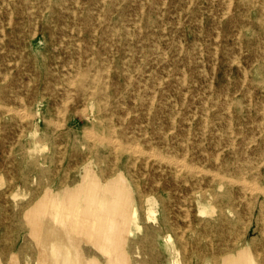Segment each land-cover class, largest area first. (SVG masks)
I'll list each match as a JSON object with an SVG mask.
<instances>
[{
    "label": "rangeland",
    "instance_id": "rangeland-1",
    "mask_svg": "<svg viewBox=\"0 0 264 264\" xmlns=\"http://www.w3.org/2000/svg\"><path fill=\"white\" fill-rule=\"evenodd\" d=\"M0 23V264H115L79 234L54 263L24 215L90 161L133 189L127 264H195L199 229L213 238L204 258L217 253L216 227L237 219L224 194L239 192L221 177L264 153V0H0ZM242 203L244 247L262 241L264 209L251 221Z\"/></svg>",
    "mask_w": 264,
    "mask_h": 264
},
{
    "label": "bare ground",
    "instance_id": "bare-ground-1",
    "mask_svg": "<svg viewBox=\"0 0 264 264\" xmlns=\"http://www.w3.org/2000/svg\"><path fill=\"white\" fill-rule=\"evenodd\" d=\"M142 2H144V1H142ZM191 2H193V1H191ZM11 13H13V12H11ZM23 16H25V15H23ZM10 22H11V20H9V23ZM165 27H164V29H165ZM36 32L38 33V31H36ZM95 33H97V32H95ZM3 35H5V33H3ZM34 35L35 34H33V36ZM15 38H16V36H15ZM181 43H183V42H181ZM93 48H95V47H93ZM15 49H17V48H15ZM6 58H7V56H6ZM79 58H82V55ZM88 60H86V61H88ZM234 62H235V60H234ZM16 64H18V63H16ZM108 69H109V67L107 68V70ZM214 70H215V68H214ZM68 73L70 74V72H68ZM71 76H73V75H71ZM5 77H7V76H5ZM77 77H78V74H77ZM183 78H184V76H183ZM71 82H73V81H71ZM30 83H31V81H30ZM68 86H70V85H68ZM108 86H109V84H108ZM211 88H212V86H211ZM67 93H66V96H67ZM152 98H155V97H152ZM136 101L137 100H135V102ZM121 102H123V101H121ZM151 103H152V101H151ZM153 103H152V105H153ZM58 104H59V102H58ZM61 105H62V103H61ZM56 107H58V106H56ZM63 107H64V105H63ZM68 107H70V106H68ZM9 108L11 109L12 107H9ZM65 109H63V110L66 113ZM12 110H14V109H12ZM63 110H62V112H63ZM86 110L87 109H85V111ZM18 111L22 112L21 109L20 110L18 109ZM82 112H84V111H82ZM15 113H17V112H15ZM26 113L23 114V115H26ZM230 114H231V112H230ZM28 115H32V114H28ZM59 115H60V113H59ZM65 116H66V114H65ZM57 117L59 118L58 115H57ZM231 117H233V116H231ZM62 118H64V117H62ZM26 119H28V118H26ZM21 121H23V120L21 119ZM112 122H113V120H112ZM173 122H174V120H173ZM57 124L55 126H57ZM232 124L233 123H231V125ZM114 130H115V128H114ZM174 130H175V128H174ZM19 134H21V133H19ZM108 139H109V137H108ZM250 139H252V138L250 137ZM108 141H106V142L108 143ZM233 143H234V140H233ZM109 144L110 145L112 144L113 148L116 147L115 149H119V148L121 149V147L124 149V147L122 146L123 144L121 145L119 142L112 140L111 137H110ZM183 144H185V143H183ZM53 146L56 147V145H53ZM128 147L130 148V146H128ZM152 149H154V148H152ZM140 150H141V148H140ZM10 151H12V147H11ZM259 151H263V150L260 149ZM114 152H116V151L114 150ZM144 154H146V153H144ZM259 156H262V159H259L258 163L249 162V163L245 164L244 166L240 167V170L237 171V173H236V175L234 177L228 176V175H223V174H222L223 177H221L224 180V181L222 180L223 182H221V183H222V185L225 184L227 189L229 187H231V188H233L236 191V193L239 191L238 194L236 195V198L238 200H243V203L239 204V206H241V207L243 206L248 211V215L251 217V221L255 218L254 214H255V211H256L258 206L260 208V211H262L264 209V153L260 152ZM52 160H53V157H51V162H52ZM180 161H178L179 163L175 161V163L177 165L176 164H174V165H176V167L180 166V167L184 168L183 164H181L183 161L181 163H180ZM241 161H242V159L240 157L234 158V159L229 158V159H226L222 163V165H223L222 167L223 168H227V169L230 168V167H233V168L234 167H238V163L241 162ZM147 163H146V165H147ZM166 163H167V161H166ZM61 164L62 163H60V165ZM92 165H93V162H91V161L84 165V173L81 175L82 177H81V180H80V182L78 184H76L75 186L63 187L59 191H55L53 189H49V187H48L45 190V193L40 198H38L36 200V202L33 203L24 213V215H25V217L27 219V222H28V224L30 226L31 234H35V232H36L37 236H39L38 233L40 232V240H41V242L43 244H45V246H47L46 248L49 249L48 253H49L50 256H52V259H53L54 263H57L59 258H60L61 253H64V252H62L63 248L64 249L65 248L73 249L72 248L73 246L71 244L72 242L69 241L68 238H67L68 234H71V235L72 234H79V235H81L83 237L82 240H85V242L91 243L93 246H95L96 248L100 249L101 251L107 253L110 257H112V259L114 260L115 264H127L128 263V256H127V253L125 251L126 249H125V246H124L125 245V239L127 237L131 236V234H132V226L136 223V220H137V209L135 208V205H134L135 198H134V194H133V189H132L131 185L129 184L127 178L124 177V174L122 173L123 171L115 173L114 175H112V176H110V177H108L106 179H103L102 177L106 176V174H108L109 170L107 168H105V169L102 170V174L99 175V174H97L96 170H94L92 168ZM172 165H173V162H172ZM133 166H134V169H135V165H133ZM223 170H225V169H223ZM180 171H181V168H180ZM180 171H179V174H180ZM175 174L177 175V173H175ZM75 175H76V173H75ZM219 177H220V175H219ZM219 177H217V178H219ZM213 178H215V177H213ZM224 196L227 197L229 210L231 212H233L237 216V219L235 218L236 220L233 223L234 226H233V228L231 226V228H229L228 231H227V229L224 228V226L222 224H220V225H218L216 227V229L214 231V234H216V237H217L218 240L222 241V245H221L222 248L217 253H214L213 251H211L210 257L208 259L204 258L203 252H205V251L209 252L212 249L210 247V245H211L210 243H212V241H213L212 240L213 238L211 237L212 235L203 233V232L200 231V229L197 230L195 235H194V241L197 244V247H195L196 248L195 252H193V254H192V260L195 261V264H264V235H263V239H262V241H260V243H258L257 239H254V240L251 241L250 245L244 246V247L241 246L242 241H243V236L240 238V235L236 236L237 232H235L238 229V226H237V225H239L238 221H240L242 219V216H241V214H239V211H238L239 209H236V204H235L236 198L229 191H227L224 194ZM260 199L263 200L262 203L260 202ZM185 204H186V201H185ZM214 210H216V209H214ZM262 213H263V211H262ZM186 215L188 216V214L185 213V216ZM210 215H212V214H210ZM231 215H233V214H231ZM148 219H150V218H148ZM258 220L259 219L257 218L256 219L255 228L253 229L254 232H257V231L259 232V222H258ZM247 231H248V229L245 232L246 234L248 233ZM76 236H78V235H76ZM35 238H38V237L35 236ZM76 238H78V237H76ZM140 244H141V247L144 246V244H142V243H140ZM146 247H144V251L149 253L151 255V257L153 259H155L156 258V254L153 253V251L149 250ZM75 250L76 249L74 247V251ZM68 252H70V251H68ZM75 259L76 258L72 257L71 260H70V264H75Z\"/></svg>",
    "mask_w": 264,
    "mask_h": 264
}]
</instances>
